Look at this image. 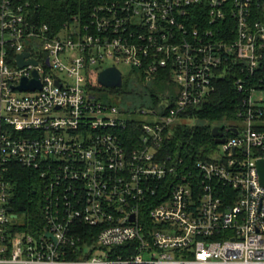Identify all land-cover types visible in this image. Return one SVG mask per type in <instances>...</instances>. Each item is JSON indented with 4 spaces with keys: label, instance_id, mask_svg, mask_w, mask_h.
<instances>
[{
    "label": "built area",
    "instance_id": "built-area-1",
    "mask_svg": "<svg viewBox=\"0 0 264 264\" xmlns=\"http://www.w3.org/2000/svg\"><path fill=\"white\" fill-rule=\"evenodd\" d=\"M87 1L52 26L32 0H0V163L39 171L46 197L44 232L7 239L0 183V264H264V0ZM23 53L37 64L20 67ZM121 65L169 78L172 105L99 100L94 81ZM35 70L41 88L17 90ZM229 75L239 109L191 170L167 134Z\"/></svg>",
    "mask_w": 264,
    "mask_h": 264
},
{
    "label": "trees",
    "instance_id": "trees-1",
    "mask_svg": "<svg viewBox=\"0 0 264 264\" xmlns=\"http://www.w3.org/2000/svg\"><path fill=\"white\" fill-rule=\"evenodd\" d=\"M34 6H39L37 15L52 26L61 25L73 15H79L90 8L87 0H32ZM97 71V68L95 69ZM133 75L124 79L119 88H104L95 81L92 90L102 102L118 106L122 112H132L138 109L156 110L166 99L174 102L176 95H170L171 80L164 76L146 81L139 76V70H133ZM96 74V73H95ZM236 76L229 75L217 80L216 91L202 105L190 109L184 119L189 122L174 127L164 145V152L175 158L183 159L192 170L196 162L212 160L217 144L212 135L215 127H222L234 120L240 106L243 94L236 86ZM9 130L0 121V130ZM129 145L133 146L136 139L132 133H124ZM138 135L136 138L138 139ZM0 183L5 188V207L11 209L8 214L17 216L15 224L11 223L4 233L7 239L17 231H24L38 236L44 232V209L46 205L45 181L39 171L25 167L17 159L10 158L0 163Z\"/></svg>",
    "mask_w": 264,
    "mask_h": 264
},
{
    "label": "water",
    "instance_id": "water-1",
    "mask_svg": "<svg viewBox=\"0 0 264 264\" xmlns=\"http://www.w3.org/2000/svg\"><path fill=\"white\" fill-rule=\"evenodd\" d=\"M28 53H23L18 56V64L20 67L26 66L29 63L37 64L33 60L24 61L26 57H28ZM35 78L33 80L23 79L21 85L15 87L17 90L20 91H27V90H35L41 88V82L39 78L38 72L34 71ZM98 83L100 86L104 88H119L123 84V76L121 71L116 67L107 68L104 71H102L98 76ZM212 135L215 138L216 144L223 143V139H221L222 133L220 132L219 127H215L212 131ZM258 173L260 177V182L262 186H264V160H260L258 162ZM9 212H11V209H8ZM12 218L16 222L17 216L12 215ZM49 236V234H48Z\"/></svg>",
    "mask_w": 264,
    "mask_h": 264
},
{
    "label": "rangeland",
    "instance_id": "rangeland-1",
    "mask_svg": "<svg viewBox=\"0 0 264 264\" xmlns=\"http://www.w3.org/2000/svg\"><path fill=\"white\" fill-rule=\"evenodd\" d=\"M112 64H114L113 62H112V60H106L103 64H102V67H108V66H110V65H112ZM119 68H120V70L123 72V74H124V76H125V78H127V75L130 73V72H132V68L130 67V66H125V65H121V66H119ZM94 72H95V69H94ZM97 73V72H96ZM171 84H172V87L170 88V90H169V94L170 95H173V96H175L176 95V93H177V87H176V84L174 83V82H171ZM96 95H97V97H98V99L100 100V98H99V92H97V93H95ZM138 118V117H137ZM139 119H143L141 116L139 117ZM186 121V123H188V121L187 120H185Z\"/></svg>",
    "mask_w": 264,
    "mask_h": 264
}]
</instances>
